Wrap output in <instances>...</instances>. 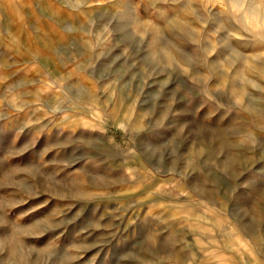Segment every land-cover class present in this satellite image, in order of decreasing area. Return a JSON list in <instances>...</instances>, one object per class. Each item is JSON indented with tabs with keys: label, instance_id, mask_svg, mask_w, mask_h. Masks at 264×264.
Here are the masks:
<instances>
[{
	"label": "rangeland",
	"instance_id": "rangeland-1",
	"mask_svg": "<svg viewBox=\"0 0 264 264\" xmlns=\"http://www.w3.org/2000/svg\"><path fill=\"white\" fill-rule=\"evenodd\" d=\"M262 6L0 0V264H264Z\"/></svg>",
	"mask_w": 264,
	"mask_h": 264
},
{
	"label": "bare ground",
	"instance_id": "bare-ground-1",
	"mask_svg": "<svg viewBox=\"0 0 264 264\" xmlns=\"http://www.w3.org/2000/svg\"><path fill=\"white\" fill-rule=\"evenodd\" d=\"M257 5L259 6V2H257ZM257 8H258V7H257ZM259 8H260V7H259ZM259 8H258V9H259ZM260 10H261L260 12H263V16H264V6H262V8H260ZM263 18H264V17H263Z\"/></svg>",
	"mask_w": 264,
	"mask_h": 264
}]
</instances>
